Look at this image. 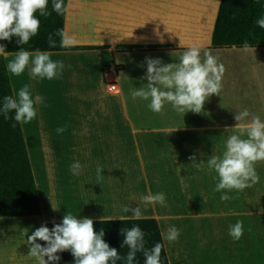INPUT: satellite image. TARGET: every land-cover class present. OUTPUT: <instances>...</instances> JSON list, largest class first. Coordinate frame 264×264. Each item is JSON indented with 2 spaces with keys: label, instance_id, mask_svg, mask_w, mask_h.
<instances>
[{
  "label": "crops",
  "instance_id": "1",
  "mask_svg": "<svg viewBox=\"0 0 264 264\" xmlns=\"http://www.w3.org/2000/svg\"><path fill=\"white\" fill-rule=\"evenodd\" d=\"M217 1L213 13L207 10L205 13L200 8L199 0L67 1L63 30L77 40V45L62 50H42L50 52L52 60L64 63L62 76L50 81L46 78L31 79L27 69L19 77L9 73L14 95L28 84L33 100L36 96L42 98V102L35 104L37 117L22 125L42 212L0 216V264H36L34 259L27 256V236L41 225L51 229L54 224L61 223L66 212L78 219H92L97 231L103 228L105 241L116 248L122 257L115 262L110 260L109 264H127L128 248L123 247L122 230L134 226H139L145 233L147 249L156 243L163 244L161 264H196V255L189 254L190 245L187 246L189 249L175 253L170 248V242L164 240L162 234L169 228L165 221L172 216L169 213L141 211L140 219H132L131 211H116L115 145L118 139L125 137L124 130L128 132L125 120L116 116V102L121 103L124 113L126 105L130 104L132 115L129 114L128 121L137 125L139 130L169 134V131L175 130L166 124L146 125L137 111V99L133 100L131 96L134 88L127 84L124 88L118 74L119 92L116 94L106 84L105 71L115 63H119L123 70L124 63L128 61L127 55L136 58L154 54L162 57L164 64H168L178 62L180 55L191 46L204 48V52L221 47L211 44L213 24L221 0ZM206 5L208 3L203 0L205 8ZM100 10L104 13L100 14ZM92 12L102 21L104 29L85 35L82 30L84 27L98 26V19L88 18ZM180 40L184 45L182 48ZM165 45H173L178 51L172 48L169 52L148 50ZM261 45L264 44L249 47ZM16 51L19 50L6 52ZM114 52L122 56L115 57ZM12 59V54L5 57L6 63ZM203 114L202 121L194 122V126L190 124L191 130L194 129L193 134L198 132L195 127L203 126L209 131L216 124L214 118ZM58 127H65L66 131L58 134ZM190 134L196 137L191 131ZM161 138L170 137L162 135ZM128 143L125 141L119 146L126 150ZM133 145L135 147V143ZM77 161L82 165V170L79 175L73 176L69 168ZM98 166L103 167V178L100 180L97 179ZM121 217L123 219L120 220ZM247 231L244 229L243 233ZM248 234L246 239L241 237L239 240L229 235L222 248L224 251L219 255L223 264H264V237L258 234L250 240ZM189 236L191 238L192 235ZM181 238L182 241H188L183 233ZM37 242L45 244L43 241ZM176 242L173 241V245ZM216 242L207 244L204 249L210 253L216 247ZM192 249L195 250V247ZM184 254L188 256L184 257ZM58 255L61 259L56 264H74L71 252L65 251ZM144 260L143 253L138 252L133 264H144Z\"/></svg>",
  "mask_w": 264,
  "mask_h": 264
},
{
  "label": "rangeland",
  "instance_id": "2",
  "mask_svg": "<svg viewBox=\"0 0 264 264\" xmlns=\"http://www.w3.org/2000/svg\"><path fill=\"white\" fill-rule=\"evenodd\" d=\"M199 1L200 8H203L205 13L206 10L213 13L218 2L205 0L208 3L205 8L203 0ZM99 12L104 13L101 10ZM91 14L88 18L98 19L96 14ZM101 23L99 20L98 26L84 27L83 33L92 35L94 31L102 32L104 27ZM105 29L109 31L108 28ZM171 48L178 51L173 45L151 47L148 50L169 52ZM204 50L200 48L202 60ZM208 53L224 65L225 72L221 80L220 96H210L201 113H178L170 103H165L160 113H153L147 106L148 101L136 98L137 111L146 121V125L166 124L175 130L174 132L169 131L172 132L169 134L139 130L137 125L128 121L132 115L130 104L126 102L128 104L124 113L121 103L116 102V116L125 120L128 130L126 133L122 128L125 137L118 139L115 145L116 211H123L124 206H129L131 209L139 207L141 211L169 213L172 216L165 222L169 227L175 226L180 232L178 242L174 244L176 246L170 242L172 252L186 250L190 245L189 254L196 255V264H223L219 255L224 251L222 248L229 237L227 232L230 225H234L238 220L242 221L243 229L248 230L250 240L258 234L259 237H264V162H258L255 166L260 177L259 182L239 192H215L218 177L215 171H209L207 167V161L212 155H222L227 138L232 134H239L231 129L237 123L234 119L236 113L247 109L250 116L244 122L250 121L252 115L259 116L264 121V45L247 49L243 46H221L211 49ZM116 56L122 55L117 53ZM146 58H158L163 62L162 57L151 54L136 58L127 55L126 60H130V63L125 62L123 70L119 63H115L120 68L119 77L124 88L127 84L136 89L147 83L142 79L147 71ZM203 113L210 115L217 122L209 131L203 126L195 127L198 132L193 134L194 129L191 130L190 124L202 121ZM190 131L196 137H191ZM162 135L170 138H161ZM174 136L176 138H173ZM125 141H129L126 147L128 150L121 147ZM193 155L196 156L195 161L189 159ZM202 161L203 163H200ZM225 192L235 198L222 202L220 196ZM149 193H163L165 205L142 202L141 197ZM247 232L243 233L242 238L246 239ZM182 233L188 241H182ZM250 233L253 235L250 236ZM189 235H192L191 238ZM213 242H216V247L209 253L204 247ZM193 246L195 250L192 249ZM209 254L214 255L208 257ZM185 256L188 255L184 254Z\"/></svg>",
  "mask_w": 264,
  "mask_h": 264
},
{
  "label": "clouds",
  "instance_id": "3",
  "mask_svg": "<svg viewBox=\"0 0 264 264\" xmlns=\"http://www.w3.org/2000/svg\"><path fill=\"white\" fill-rule=\"evenodd\" d=\"M48 4L49 0H0V40L11 42L12 38L16 37L18 45H27L30 39L38 34L40 28L37 13L44 18L51 15ZM51 11L63 15L67 11L64 0H52ZM256 24L264 29V17L257 19ZM54 36L60 37L62 48L74 47L78 43L63 29H57L47 38L49 48L57 46ZM180 47H184L181 40ZM243 47L245 49L249 47L247 40L244 41ZM9 54H12L14 59L10 60L6 67L13 76L19 77L27 69L31 79L46 78L51 81L63 74L64 63L52 60L48 51L40 49L28 51L21 47L19 51L10 53L5 51L3 44H0V56L7 57ZM145 63L147 71L142 79L147 83L143 87L133 89L131 96L133 100L141 98L148 101L147 106L153 113H160L165 103H170L178 113L185 114L188 111L201 113L210 96L213 94L220 96L225 67L208 52H204L202 60L198 46L189 47L180 55L178 62L164 64L158 58H146ZM39 102H42V98L36 96L33 100L30 86L25 84L14 96L3 98L0 114L7 120L10 118L9 113L14 112L11 119L21 125L27 124L37 117L35 104ZM249 116L247 109L235 114L234 119L237 123L231 129L239 134H232L227 138L222 155H212L207 161L209 171H215L218 177L215 192L243 191L260 180L255 166L258 162H264V121L259 116L252 115L250 121L244 122ZM16 123H13L12 127H16ZM65 131V127L56 129L58 134ZM189 159L195 161L196 156L193 155ZM102 169L101 166L96 169L98 180L103 178ZM81 170L82 165L78 161L72 163L69 168L73 176L79 175ZM234 198L226 192L220 196L222 202ZM141 200L145 204L165 205L163 193L154 195L149 193L142 196ZM129 211L133 213L130 216L132 219H140L142 216L139 207L134 209L129 206L123 207V212ZM122 231L123 247L128 248L127 264H133L138 252L143 253L144 264H161L163 244L156 243L154 247L147 249L145 233L139 226ZM243 231V222L239 220L229 227V235L234 240H239ZM162 235L164 240L173 242L178 239L180 232L178 228L171 226ZM104 236L103 228L97 231L92 219L87 217L78 219L66 212L61 223L54 224L51 229L41 225L27 236L26 244L29 246L27 256L34 259L36 264H56L61 259L58 253L65 251L71 252L74 264H109L110 260L115 262L122 259L117 249L105 241ZM38 240L45 244L38 243Z\"/></svg>",
  "mask_w": 264,
  "mask_h": 264
},
{
  "label": "trees",
  "instance_id": "4",
  "mask_svg": "<svg viewBox=\"0 0 264 264\" xmlns=\"http://www.w3.org/2000/svg\"><path fill=\"white\" fill-rule=\"evenodd\" d=\"M67 1L64 0L67 7ZM52 0H49L47 18L39 16L38 34L32 37L27 45H18L13 37L11 42L0 40L5 51L20 50H62L60 37L55 48H49L47 38L57 29L64 28L63 15L51 11ZM264 17V0H221L216 19L214 20L211 44L213 46H242L247 40L249 45L264 44V29L256 20ZM70 48V47H68ZM4 56H0V106L5 96H14V91L7 71ZM9 113V119L0 114V216L16 214H34L42 212L40 196L34 180L31 163L23 136L22 125L16 123ZM16 123V127L12 124Z\"/></svg>",
  "mask_w": 264,
  "mask_h": 264
},
{
  "label": "built area",
  "instance_id": "5",
  "mask_svg": "<svg viewBox=\"0 0 264 264\" xmlns=\"http://www.w3.org/2000/svg\"><path fill=\"white\" fill-rule=\"evenodd\" d=\"M119 69L118 65L115 64L105 71L106 84H108L111 89H116L118 85L117 75L119 73Z\"/></svg>",
  "mask_w": 264,
  "mask_h": 264
},
{
  "label": "bare ground",
  "instance_id": "6",
  "mask_svg": "<svg viewBox=\"0 0 264 264\" xmlns=\"http://www.w3.org/2000/svg\"><path fill=\"white\" fill-rule=\"evenodd\" d=\"M118 90H119V88H118V85H117L116 89H114L113 92H117Z\"/></svg>",
  "mask_w": 264,
  "mask_h": 264
}]
</instances>
